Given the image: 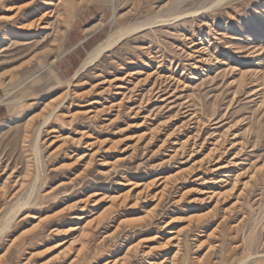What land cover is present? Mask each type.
Segmentation results:
<instances>
[{"label": "rangeland", "instance_id": "rangeland-1", "mask_svg": "<svg viewBox=\"0 0 264 264\" xmlns=\"http://www.w3.org/2000/svg\"><path fill=\"white\" fill-rule=\"evenodd\" d=\"M263 6L0 0V264H264Z\"/></svg>", "mask_w": 264, "mask_h": 264}, {"label": "bare ground", "instance_id": "bare-ground-1", "mask_svg": "<svg viewBox=\"0 0 264 264\" xmlns=\"http://www.w3.org/2000/svg\"><path fill=\"white\" fill-rule=\"evenodd\" d=\"M220 2V1H219ZM251 3V1H250ZM249 3V4H250ZM40 6V5H39ZM258 6V5H257ZM41 8V7H40ZM38 8V9H40ZM179 8V7H178ZM37 9V8H36ZM177 9V8H176ZM35 10V8H34ZM175 10V9H174ZM176 11V10H175ZM178 11V9H177ZM174 12V11H173ZM46 13V12H45ZM27 14V13H26ZM36 14V13H35ZM178 14H180L179 12L174 13L175 15V19L179 18ZM48 15V14H46ZM46 15H43L41 18L36 19L34 17H32L31 19L27 20V26L29 28H33L34 26L37 27L40 25V23L42 24L43 20L46 18ZM49 16H50V12H49ZM38 17V15H37ZM160 17V16H159ZM181 17V16H180ZM49 18V17H48ZM153 18V17H152ZM162 18V16H161ZM154 19V18H153ZM152 19V20H153ZM166 19V18H165ZM171 19V18H170ZM249 19L251 21L254 22L255 24V28L256 30H259L261 32H264V6L263 8H258V7H253V9H251L250 13H249ZM46 20V19H45ZM149 20V19H148ZM174 20V19H173ZM117 22V21H116ZM151 22V21H150ZM168 22V21H167ZM23 24V23H22ZM141 24V23H139ZM137 25V28H134L135 26L131 27L130 29H126V30H121L120 28L118 29H114V31L110 34V36L106 39V41H104L103 43H101V45L99 47H97L94 51H92L89 56L87 57L86 61L83 63V65L81 66V68L79 69V71L75 74V76H79L82 75V73H84L85 71H87L88 69H91V67L93 65H95L99 59L107 52V50L111 49L112 47H114L115 45H117V43L122 39L123 36L129 34L130 32H135L138 29L142 28L144 25ZM234 24V23H233ZM151 23L147 24V27L150 26ZM236 25V24H235ZM243 28V27H242ZM25 29V28H24ZM36 29V28H35ZM26 30V29H25ZM245 29H243L244 31ZM122 31V32H121ZM32 124V123H31ZM31 129V128H29ZM31 131V130H30ZM26 205V204H25ZM23 207V206H22ZM17 210V209H16ZM19 211V209H18ZM17 211V212H18ZM15 213V212H14ZM15 217V216H14ZM48 220V219H47ZM8 222V221H7ZM10 222V221H9ZM5 224V223H4ZM10 225V224H9ZM8 226V225H7ZM6 229V226L5 228ZM3 229V230H4ZM10 230V229H9ZM25 235V234H24ZM22 235V236H24ZM15 241V240H14ZM177 256V255H176Z\"/></svg>", "mask_w": 264, "mask_h": 264}, {"label": "crops", "instance_id": "crops-1", "mask_svg": "<svg viewBox=\"0 0 264 264\" xmlns=\"http://www.w3.org/2000/svg\"><path fill=\"white\" fill-rule=\"evenodd\" d=\"M101 31H98L97 33H92L90 34V36H87V37H80L78 41L75 42V40L72 42V40L70 39L69 42L74 46L73 48V52L76 50V49H90L92 44L94 43L95 41V37L99 36L101 37Z\"/></svg>", "mask_w": 264, "mask_h": 264}]
</instances>
